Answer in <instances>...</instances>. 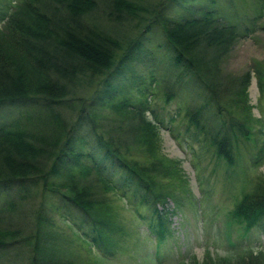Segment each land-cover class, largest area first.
Wrapping results in <instances>:
<instances>
[{"label":"trees","instance_id":"obj_1","mask_svg":"<svg viewBox=\"0 0 264 264\" xmlns=\"http://www.w3.org/2000/svg\"><path fill=\"white\" fill-rule=\"evenodd\" d=\"M164 1L148 27L161 26L168 46L175 51L169 65L189 71L192 80L210 94L212 105L206 106L215 107L217 121L222 118L220 103L229 106V120L215 124L216 131H206L205 124L201 125L204 105L187 109L185 118L195 130L193 135L207 136L217 160L231 166L232 139L238 135L248 138L253 122L247 102L250 72L232 80L221 69L235 44L255 32L264 0L257 1L254 16L235 23L218 17L214 0ZM97 6L96 0H20L0 19V110L24 112L11 122H0V195L5 196L0 207V264H4L3 257L19 250L25 261L15 256L10 264H75L66 256L62 238L53 232L55 225L45 212L51 198L58 200L50 204L53 209L61 206L67 215L71 207L77 210L80 218L71 228L73 234L105 261L114 254L117 239L133 235L111 210L112 198L124 201L126 207L136 202L145 208L147 217L137 206L135 213L153 235L146 237L155 249L170 234L166 216L155 204H163L172 194L164 191V179L184 182L180 165L161 152L157 129L163 122L148 101L149 88L132 83H124L126 89L119 87L144 51L147 29L122 45L118 37L91 20ZM111 6L109 18L126 22L140 18L139 4L133 0H111ZM170 7L176 16L171 17ZM255 74L261 93L264 76L259 70ZM150 79L157 83L153 76ZM132 88H137L136 102L126 94ZM64 109L70 110V118ZM109 116L114 120L107 130L99 121ZM134 153L142 160H134ZM261 164L264 145L252 161L255 168ZM17 196L41 198L34 230L28 236L1 222L4 211L15 210ZM230 217L246 230L263 224L262 178L251 192L243 193ZM132 245L137 248L136 241ZM210 256L207 252L200 264H264L262 252L241 254L232 261ZM90 263L98 264L96 260Z\"/></svg>","mask_w":264,"mask_h":264},{"label":"rangeland","instance_id":"obj_2","mask_svg":"<svg viewBox=\"0 0 264 264\" xmlns=\"http://www.w3.org/2000/svg\"><path fill=\"white\" fill-rule=\"evenodd\" d=\"M19 1L0 0V19L5 12H11ZM96 1L98 6L92 13L91 20L114 38L118 37L122 45L140 33H145L147 29L143 37L144 51L132 63V70L126 73V80L119 81V87L126 89L128 85L125 84L132 83L149 88L148 101L158 119L163 122L161 128L157 129L161 152L180 165L179 176L185 183L164 179V191L172 194L168 195L163 204L157 203L155 207L166 216L170 234L165 236L159 250L154 248L153 241L147 239V235H150V238L153 235L147 231L146 225L138 222L140 218L135 213L137 203L133 202L126 207L124 201L112 198L111 210L117 214L123 228L132 231L133 235L117 239L115 245L121 249L118 250L114 245V254L108 255L107 261L94 255L89 247L78 241L73 234V224H79L80 216L77 210L71 207L70 215H67L63 207H51L56 205L58 200L49 199L45 212L55 225L53 232H58L62 238L60 245L66 256L75 264H89L94 260L98 264H176L181 261L185 264H191L192 261L200 264L207 252L214 260L222 258L230 261L248 252L264 254V222L246 230L245 225L232 221L230 217L243 193L251 192L259 178L264 180V164L257 168L252 165L258 149L264 145V90L260 93L255 74L259 70L264 76V11L262 17L255 20V32L240 39L222 64L223 76L232 80L250 72L247 102L252 108L253 121L249 125L248 138L238 135L232 139L233 164L228 166L217 160L214 149L205 139L207 136L193 135L195 130L185 118L187 109L196 110L207 103L211 104L210 94L202 85L192 80L189 71L169 65L175 55L173 47L168 46L160 25L148 27L147 23L151 22L154 11H158L157 7L164 0H133L139 4L137 15L140 18L128 22L107 16L111 11V0ZM214 1L219 11L218 17L227 23H235L243 21L245 17L254 16L258 0ZM164 2L167 3V0ZM198 4L203 6V2ZM168 11L171 17L177 12L173 7L168 8ZM151 76L157 83H151ZM126 94L134 102L138 99L137 88H132ZM206 107L201 118V122H204L201 125L205 124L203 127L206 131H216L215 124H224L223 122L227 123L229 120V106L226 102L220 103L222 118L219 121L213 117L215 107ZM22 113L24 112L13 108L0 110V122H11ZM70 113L69 109L63 110L67 119L70 118ZM112 120L113 116H109V119L100 120L99 123L105 125L108 130L113 124ZM237 120L239 122L238 118ZM218 127L221 129L223 125ZM132 158L142 160L137 153H134ZM35 196L29 199L17 196L14 201L15 210L4 211L2 224L12 231H19L28 236L34 230L36 210L41 202V198ZM4 198L5 196L0 195V207L4 204ZM138 209L140 214L148 215L144 207ZM134 241L137 248L132 245ZM21 252L22 250L13 252L1 261L4 264L14 263L11 257L15 256L19 262L22 259L25 261L26 256L22 258Z\"/></svg>","mask_w":264,"mask_h":264}]
</instances>
